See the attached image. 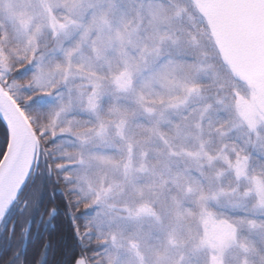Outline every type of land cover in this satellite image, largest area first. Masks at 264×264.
Here are the masks:
<instances>
[{
  "label": "snow or ice",
  "instance_id": "1",
  "mask_svg": "<svg viewBox=\"0 0 264 264\" xmlns=\"http://www.w3.org/2000/svg\"><path fill=\"white\" fill-rule=\"evenodd\" d=\"M0 264H264V0H0Z\"/></svg>",
  "mask_w": 264,
  "mask_h": 264
}]
</instances>
